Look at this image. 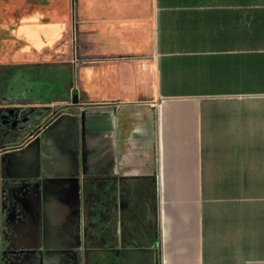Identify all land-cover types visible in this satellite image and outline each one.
<instances>
[{"label": "crops", "instance_id": "0c3cea01", "mask_svg": "<svg viewBox=\"0 0 264 264\" xmlns=\"http://www.w3.org/2000/svg\"><path fill=\"white\" fill-rule=\"evenodd\" d=\"M59 108L78 112L14 163L53 200L50 251L26 264H66L64 247L76 264H264V0H0L1 128Z\"/></svg>", "mask_w": 264, "mask_h": 264}, {"label": "flooded vegetation", "instance_id": "af4514ba", "mask_svg": "<svg viewBox=\"0 0 264 264\" xmlns=\"http://www.w3.org/2000/svg\"><path fill=\"white\" fill-rule=\"evenodd\" d=\"M61 111L62 109H58L55 113L57 114ZM54 114L53 116H55ZM62 114H64L63 111L59 116L53 118L51 122H49L51 118L45 119L33 129L26 122H22L19 125L18 122L14 121L5 124L3 128L0 126V264H26L29 258L36 257L35 255L39 253V249H43L40 246L44 244L43 234L45 231L48 233V227L45 228V225L48 226L46 220L51 216L53 200L48 196L40 199L38 179L30 176L22 177L21 173L14 170V164H11V160L16 159L18 155L29 154V151L32 149L31 147L36 145V137H38L39 133L43 132L45 134L47 132L46 128L50 125V129H52L60 121ZM54 121L55 123H52ZM14 124L15 127L13 128L12 125ZM45 124L47 125L45 126ZM36 129H39L38 133L33 136ZM18 130L23 132L20 139L26 141L27 146V149L21 151L22 153H20L19 148L15 147L16 142H5V140H11V137ZM84 187L85 197L83 206L84 210H87L89 213L88 216L92 217L91 220L88 217V223L90 224L95 220L94 179L89 178L85 180ZM62 215L64 214L60 212L59 215L57 214L62 219L60 221L67 224L68 222L64 218L65 215ZM89 224H87L88 227L86 228L87 243L85 245V254L88 257H90L91 250L97 247L95 223H92L91 226ZM66 232L68 230L65 227L60 235L61 243L69 245L68 241H70V238L67 237ZM64 248L65 252L63 255H66V264H76L74 251H70L69 247L68 249ZM48 250L50 251V249H45V251ZM52 251L55 252V248ZM53 255L49 256L46 252L43 259L47 263L51 261H56L57 263L59 257L56 253ZM40 256L41 254L38 257Z\"/></svg>", "mask_w": 264, "mask_h": 264}, {"label": "water", "instance_id": "95a60500", "mask_svg": "<svg viewBox=\"0 0 264 264\" xmlns=\"http://www.w3.org/2000/svg\"><path fill=\"white\" fill-rule=\"evenodd\" d=\"M72 104L73 105H78L79 104V98H78V95L77 94H74L73 95V97H72ZM59 109H61V108H59ZM58 109H56V110H54L53 112H51L52 114H50L51 116H53V114L57 111ZM78 109L76 108V111H74V110H71V109H68V108H62V111H63V113H65V114H67V113H74V112H78L77 111ZM61 111V112H62ZM61 112H58L57 114L55 113L54 115L55 116H53V117H49L48 119H50L49 120V122H51V120L53 119V118H55L56 116H59V114L61 113ZM56 121V120H55ZM55 121L54 122H52V123H55ZM40 125V124H39ZM47 124H45V126H46ZM51 128V125L50 126H48L47 128H46V130H48V129H50ZM38 130L39 129H36L33 133V136L36 134V133H38ZM42 134H43V132H40L39 133V135H38V137H36V139H38V140H40V137L42 136ZM9 145H12V144H9ZM15 147L16 148H19L20 149V153H22L21 151L22 150H25V149H27L26 147V141H23V140H19V141H17L16 142V145H15ZM19 157H20V155H18L17 156V158L16 159H14V160H11V164H14L16 161H18V162H20V160H19ZM9 163H10V160H9ZM39 160L37 159V161H36V166H39ZM40 175L39 174H37V176H34L35 178H37V177H39ZM40 247H42L43 249H46V246L44 245V244H42Z\"/></svg>", "mask_w": 264, "mask_h": 264}, {"label": "rangeland", "instance_id": "374dc122", "mask_svg": "<svg viewBox=\"0 0 264 264\" xmlns=\"http://www.w3.org/2000/svg\"><path fill=\"white\" fill-rule=\"evenodd\" d=\"M85 188V187H84ZM85 190V189H84ZM85 192V191H84ZM91 193V195H92V191L90 192ZM91 205H93V203H91ZM93 207V206H92ZM93 210V209H92ZM95 211V210H94ZM91 213H92V211H91ZM88 215H89V213H88ZM92 218V217H91ZM92 223H95V220L94 221H92ZM92 223H90L89 225L91 226L92 225Z\"/></svg>", "mask_w": 264, "mask_h": 264}]
</instances>
